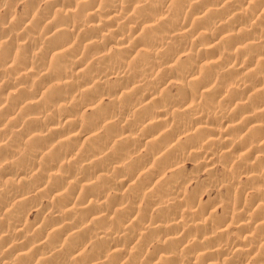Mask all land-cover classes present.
I'll return each instance as SVG.
<instances>
[{"label":"bare ground","instance_id":"obj_1","mask_svg":"<svg viewBox=\"0 0 264 264\" xmlns=\"http://www.w3.org/2000/svg\"><path fill=\"white\" fill-rule=\"evenodd\" d=\"M238 1L0 0V264H264V0ZM157 40L176 67L145 80Z\"/></svg>","mask_w":264,"mask_h":264},{"label":"clouds","instance_id":"obj_2","mask_svg":"<svg viewBox=\"0 0 264 264\" xmlns=\"http://www.w3.org/2000/svg\"><path fill=\"white\" fill-rule=\"evenodd\" d=\"M15 19H16L15 16H13L12 20H15ZM156 23L158 24L159 20H157ZM167 47H168L167 43H165L163 41H160V40H157L148 49V51H151V52L155 53V56H154V64L151 66L150 69H148V70H146L144 72V77L143 78L145 80L157 81V79L160 76V74L163 71H165V69L167 67H172V68L176 67L175 64H167V63L163 62V54H164L165 50L167 49ZM178 63H179V61L177 60V64ZM182 79L184 80L185 84L188 87L196 88V84H197V81L199 79V76L191 75V79H189L187 75H184V76H182ZM213 87H215V85H213ZM160 94L162 96V104L168 109L169 112H171L173 110V108L175 107V105L167 103V101L163 98V93H160ZM45 98H46V96H42L41 100L43 101V100H45ZM77 100H78V97L77 96H73L71 98V100L69 101V103H71L73 101H77ZM57 107H63V106L58 105ZM176 110L179 111V109H176ZM52 114H53L52 112L48 113L49 116H51ZM112 118L115 119L116 117L113 116ZM174 138L175 137H173V139ZM189 147H191V146H189ZM130 160H131V157H128V159L125 161V163H128ZM150 162L151 161H149V163ZM170 167H171V165H170ZM192 171H193L192 167L188 166V167L182 169L179 173L176 174L177 177L180 178V183L181 184L184 183L183 177L190 176ZM196 171H199V169H196ZM96 179L98 180V179H100V177H97ZM170 182L175 183V180H172ZM177 187H179V185H177ZM204 190L207 191V188H205ZM101 215H103V212H101Z\"/></svg>","mask_w":264,"mask_h":264},{"label":"rangeland","instance_id":"obj_3","mask_svg":"<svg viewBox=\"0 0 264 264\" xmlns=\"http://www.w3.org/2000/svg\"><path fill=\"white\" fill-rule=\"evenodd\" d=\"M238 2H240V1L237 0V2H235V3H237V5H238V4H239ZM239 5H240V4H239ZM16 9L18 10V12H17V10H15V9H14V11H15V13L18 15L19 12H20V8H19V7H16ZM16 14H15V15H16ZM258 27H260V28H259V31H263V30H264V28H263L264 26H263L262 24H260ZM219 55H220V57H222L223 54L220 53ZM72 60H73V61L70 60L69 63H68V64H71V65H70V66H71L70 68L74 69V68H75V67L73 66L74 64L76 65V67H77L78 65H80V63H78V64L75 63V62H80V61H78L76 58H73ZM70 62H71V63H70ZM73 62H74V64H73ZM72 66H73L74 68H73ZM71 71L74 72L73 70H71ZM176 72H177V73H178V72L180 73L181 71L179 70V71H176ZM177 73H176V74H177ZM179 73H178V74H179ZM75 74H76V73H75ZM75 74H73V75H74V76L78 75V74H76V75H75ZM81 78H82V77H80V78L78 77V78H76V79H74V80L79 81ZM77 95H78V94H77ZM89 112H90V111H89ZM44 113L48 114V112H44ZM44 113H41V114L44 115ZM80 113H81V112H80ZM83 113H85V112H83ZM41 114H39V115L42 116ZM12 129L16 130L15 127H12ZM41 131H42V130H41ZM41 131L35 130V133H34V134L43 135V134H41V133H42ZM40 132H41V133H40ZM43 133H44V131H43ZM32 136H33V135H32ZM32 136H31V137H32ZM17 137H18V138H22L23 135L18 134ZM17 137H15V138H17ZM25 138H26V139H29L30 136H27V137H25ZM17 140H19V139H17ZM23 140H24V139H23ZM82 141H84V140H81V142H82ZM20 152H25V151H24L23 149H20ZM17 158H19V155H18ZM17 158H16V159H17ZM16 159H15V160H16ZM94 159H95V158H94ZM92 160H93V159H92ZM5 162H6V161H5ZM192 162H193V161H190L189 163H187L186 167L191 166L192 169H193V167H194V166H193L194 163H192ZM3 166H4V168L6 169V167H7L6 164H4ZM186 167H185V168H186ZM8 168H10V167H7V170H8ZM218 171H219V170H217V174H218V175H217V174H216V175H217V176H219V175L221 176V173H220V172L218 173ZM193 172H195V171L193 170ZM193 172L191 173V177H190V176H189L190 178L188 177L189 180L191 179V180H190V185H195L196 183H198V186L200 185L199 187H201V189H202V188H207V191H208L210 185H209V184L206 185L205 181L202 179V178H203L202 174L200 175V173H197V171H196L195 173H193ZM104 173H105V172H100L99 175H97V176H99L100 178H102V177H104ZM196 174H197V175H196ZM192 175H193V176H192ZM194 175H195L197 178H194V177H195ZM199 175H200V176H199ZM199 177H201V178H199ZM193 178H194V179H198V178H199V180H194ZM12 179H13V180H12ZM102 179L104 180L105 178H102ZM200 179H202V180H200ZM6 180H7V181H6ZM11 181H12V182H17V180H14V178H11L10 176H8V177H6V178L4 177V178L1 179V183H4V184L10 183ZM195 182H196V183H195ZM200 182H201V183H200ZM207 186H208V187H207ZM207 191H205V193H206ZM110 192H112V191H110ZM207 195L210 196L209 194L206 193V194L204 195V199H207V198H208ZM34 200H35V198H34ZM39 201H40V200H39ZM35 203H37V201H35V202L33 203L32 200H31L30 202H28V204H30V205H33V204H35ZM30 205H29V206H30ZM37 213H38V212L35 211V210L33 209V210H31L29 213L26 214L25 219H27V221H28L29 224H35L36 222H38V220L46 219L47 217H49V216H48V215H49L48 213L44 214V216H42V217L39 215V213H38V214H37ZM28 214H29V215H28ZM32 214H33V215H32ZM36 214H37V216L39 215V217L33 218V217L36 216ZM34 215H35V216H34ZM32 216H33V217H32ZM37 218H40V219H37ZM28 219H29V220H28ZM32 219H34V220H32ZM35 219H36L37 221H36ZM32 221H35V222H32ZM230 223H231V222H230ZM230 223H229L228 226H227V229L231 231L230 234H231V235H233V233H234V235H235V234H236V235H237V234H240L241 232H240L239 227H237L236 222H232L231 224H230ZM14 238L16 239V238H18V237H16V236L14 235L13 238H12V240H14ZM139 239H140V240H141V239L143 240V238H139ZM126 241H127V240H126ZM14 243H16L15 240L11 243V244H12L11 246H14ZM129 244H130L129 242H125L124 245H123V247H128ZM11 246H9V248H11ZM260 246H261V245H260ZM86 247H91V244H89V245L86 246ZM261 247H262V246H261ZM41 251L44 252L43 250H41Z\"/></svg>","mask_w":264,"mask_h":264}]
</instances>
